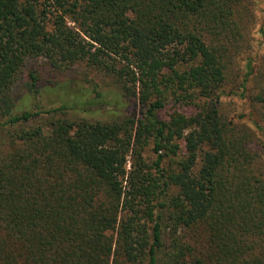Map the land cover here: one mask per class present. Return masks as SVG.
<instances>
[{"label":"trees","instance_id":"16d2710c","mask_svg":"<svg viewBox=\"0 0 264 264\" xmlns=\"http://www.w3.org/2000/svg\"><path fill=\"white\" fill-rule=\"evenodd\" d=\"M256 7L0 0V264H264V56L240 62ZM79 65L120 94L42 89L43 69ZM42 91L60 105L43 109ZM132 99L120 119L69 116Z\"/></svg>","mask_w":264,"mask_h":264},{"label":"rangeland","instance_id":"374dc122","mask_svg":"<svg viewBox=\"0 0 264 264\" xmlns=\"http://www.w3.org/2000/svg\"><path fill=\"white\" fill-rule=\"evenodd\" d=\"M264 8V0H257L256 7V16H257V24L255 30L253 32V44L252 49L248 55H245L241 58V66L244 67L246 64V58L252 57L255 60V63L260 62L262 57L264 56V38L260 33V29L264 22L262 16V10ZM37 65L36 62H31L28 65V69H26V74L23 76L22 81L18 82L14 87V95L16 97H20V99H24L27 94L23 88V83L27 82V73L31 68H35ZM43 80L44 87L42 89H69L72 91L73 89H98V92L105 93L106 95H110L111 97L113 93H119L118 89L112 85L109 78L104 76L103 74L89 70L84 65H79L75 69L66 71V72H56L51 69H43ZM57 85V86H56ZM57 87V88H56ZM73 92V91H72ZM43 95L40 97L41 105L43 109H48L50 107H56L60 105L59 97L45 94V91H42ZM75 98V97H73ZM125 101V106L118 109L116 106H103V107H94L93 112L91 113H81L84 109L82 107L76 106L75 113L69 114L72 119L78 120L80 118H87L92 121L102 120V121H112L113 119H120L125 117L126 115H130L133 112H139V106L137 105L135 99L131 101ZM225 105L230 112V117L235 122H240L243 124H247L252 129L254 128L258 134H261L259 130L262 127V123L259 118L254 115L248 100L243 99L239 96H230L229 98L224 99ZM27 103V102H26ZM81 103V99L79 100ZM34 107L31 103L27 105L26 108ZM171 108V107H169ZM112 112V113H110ZM94 113V114H93ZM259 125V126H258ZM145 156L147 159H153L155 155L150 149H147L145 152Z\"/></svg>","mask_w":264,"mask_h":264}]
</instances>
